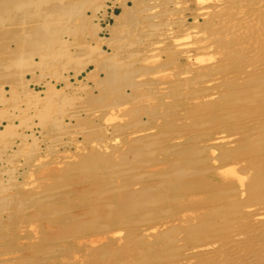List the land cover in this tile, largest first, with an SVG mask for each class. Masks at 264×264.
<instances>
[{
	"label": "rangeland",
	"instance_id": "rangeland-1",
	"mask_svg": "<svg viewBox=\"0 0 264 264\" xmlns=\"http://www.w3.org/2000/svg\"><path fill=\"white\" fill-rule=\"evenodd\" d=\"M82 1L84 3H82ZM226 1L227 0H215V1L214 0H167V1L166 0H88V1L79 0L80 4H78V0H77V5L74 3L73 5L74 7H71V9L69 10V14L62 18V21L64 19L66 20L64 22L59 21V23H57L55 26L56 31L57 30L59 31V29L60 31L59 34L57 31V36L55 37L56 40H54L55 44H53L51 47L52 49L53 48L54 49L52 50L50 48L51 49L50 52L49 49L47 51L46 49H44L41 51L38 50L39 52H37V50L34 52L33 51L28 52V57H26L27 55L23 57V59H21L22 62H20L21 60H19L20 63L18 61L11 62L9 60H8L9 62L6 61L8 63L5 62L6 64H4L3 62V60L5 61V59L3 58L8 57L9 56L8 54L11 53V50H14V48H16L15 38L12 41L11 39H13L14 37L13 36L14 32L17 30V28H19V25H16L18 23L13 24L15 21H11L4 25L1 24L2 26L0 25V36H2L0 38V64H1L0 65V92H1L0 93V103H1L0 104V195H1L0 196V264H80L79 261L81 262V264H106V263L115 264V261L119 258L118 257L119 255L109 256L110 258L107 256L105 258L104 257L100 258L99 249L103 245H106L108 251L112 254L111 249L113 251L114 248H116V246L119 245V243L120 246L124 245L125 244L124 236L126 237L129 231H133L132 230L133 228L134 230L135 228L137 230L135 231V235H140V234L143 235L142 234L143 231H145V234L147 233L146 237L145 236L143 237L146 243L148 241L147 245L148 247L151 248L152 251L151 255L154 254L153 252H155L156 255L158 254L157 257L155 258H158L159 254L161 255L159 257H162L163 255L164 257L168 256V259H164L166 260V263H163L164 262L163 257L161 259L158 258L159 261L163 260L161 262L158 261V263L169 264L170 262L171 264L172 263L177 264L178 262L179 264H182L184 263L183 260L185 259H182V263H180L182 257L177 258V256L178 255L182 256L183 253L185 252L187 253L192 249L191 245L192 243H194V241L191 240V238L193 239L195 237L196 238L198 237V239L199 238L201 239V237L205 235H206L205 237L210 238V236H208L210 235L209 231L206 232L203 231L206 233L205 235L203 234V236L200 233L197 234L201 237L195 235L191 238L190 237L186 238V236L183 235L182 233L185 232L187 229V225L186 227H184V229L183 226H185V224L190 223L188 217L192 215L191 223L195 222L197 219H202L203 217L202 214L204 211L207 212V210H209L208 208H211L212 206L216 207L218 205V199L217 198L215 199V196L212 198L211 195L213 194L215 195L214 192H216L217 189L222 188V190H224V188L226 187H227L226 189H228L229 187L230 189L234 188L235 190L236 189L238 190L237 192V190L235 191L234 189H231L233 191H231L230 189L226 191L225 189L224 194H226L227 196L224 197L226 198V201L230 200V198L235 196L236 194L238 195H236V198L233 197L235 200H233L232 198V202L241 200L242 203V201L244 200V204H243L244 206H241L242 211L240 208L239 209L241 211V212L239 211L240 215L238 214L239 216L238 215L237 216L242 217L243 220L250 218V220H252V221L249 220L250 222H252L251 225L254 223L253 222L254 220L252 218L253 216L248 214V211L250 209L249 206L251 205L249 202H247L249 201L248 193L247 191L243 193L240 190V189L243 190V187H244V191L245 189H247L246 186L248 187L249 180L248 181L246 180L250 179L249 176L251 174V171L248 168L247 170L245 169L246 170L245 172L242 170V168L240 169L239 166H238L239 170L236 169L238 165V164L236 165V163L239 161L238 159H240L239 157L241 156V154L245 153L244 150L246 151H248V149L251 150V148H248L247 146L249 144V141L252 142L251 141L252 137H250L249 139L245 137V135H241V133L239 134V132H237L236 134V132L232 130L224 131V135L228 136L229 134L230 135L232 134L234 135V137L232 136V138H236L237 140L239 139L240 141L231 145V147L229 148L232 150V151L230 150L231 153L230 156L232 157L230 159L223 160L221 157L223 156L222 149L218 148L217 150L216 148L213 149V151L212 149L209 151V149L206 148L203 150V147L205 148L204 144L206 143L204 141L212 137L213 133L211 129L207 130L206 133H203L204 131L202 130L205 124L220 123L221 118H217L212 115L213 117H211L210 119L208 118V121L206 119H205L206 121L205 120L200 121L202 122L201 124L200 122L196 124L194 123L188 124L190 123L189 121L193 119L192 118L193 115H194L193 117H197L198 114L201 115L199 112H201L202 114L207 112V116H208V112L210 111H214L217 110L218 108H224L226 106L232 105V103H229L228 99L224 100L223 95L225 93L229 94L236 92V90H239L240 92V90L242 89L244 91L250 89L249 84L247 85L243 84L242 82L243 80L239 81V79L238 80L236 79L235 81L236 83L233 82L232 85V88H235L236 90L232 89L230 86L231 84L230 85L229 84L225 85V83L223 84V82L225 81L223 78H227V77L226 76L223 77L221 73H219L220 70L221 71L224 70L223 69L224 65H228L229 63L232 62L233 59V56H229L230 54L227 55L228 54L227 48L223 49L225 48V46H227L226 43H228V40L231 41L233 40V38L227 37L229 39L226 38L227 40L226 41L225 38L223 37L218 38L212 33L214 28L216 29L215 25L218 24L216 20L212 19V15L215 16L216 14H219L215 12L218 11L216 9V4L222 3L223 6L226 7V5H228V3L226 4ZM255 1L257 2V4L254 3ZM258 1L260 3L259 5H258ZM262 1L254 0V1L244 2V4L241 3L238 7V10L243 11L244 9L248 10L251 7H260V6L264 7V2ZM78 5L79 6L81 5V8ZM244 5L247 7H244ZM144 6L146 8H144ZM76 7L79 9H77ZM205 7L208 9H206ZM125 9H127V12ZM143 9L145 10L147 9V10L145 11ZM234 9L235 7H233V10ZM73 11H76L77 13L76 12L73 13ZM80 11L82 14L80 13ZM123 11H125L126 14H124ZM71 13H73L72 14L74 15L73 17L72 15H70ZM121 13H123V17L121 19H116V17H114ZM220 13L221 14L223 13L224 15L228 14V12L226 11H221ZM144 15L145 16L147 15L148 17L147 16L145 17ZM149 15H152L151 18H149L150 17ZM143 16L148 19H145ZM86 17H92L90 22L95 25L97 24L98 28L96 29H99V31L95 32L96 30L94 31L90 30L89 28L90 26L87 23L88 21L87 20L84 21ZM60 23H63L64 26ZM214 23L216 24L214 25ZM167 24L168 26H165ZM59 26H62V28L61 27L59 28ZM209 26L212 27L209 28ZM148 27L150 28L153 27V28L150 29ZM167 27L172 28L170 33L171 35L167 34L168 32L166 31ZM62 29H64V31ZM141 30L142 32H140ZM152 30H154L155 32ZM197 31L200 33L198 34ZM207 31L210 34L209 33L207 34ZM10 32L12 33V37H10L11 36ZM150 33L152 34L151 36L147 35ZM124 34L126 35L124 36ZM206 34L208 36H206ZM156 35L158 38H156ZM169 35L170 37H168ZM204 36L207 39H205ZM210 36L212 39L214 37L218 39L214 38L215 40H212L211 38H209ZM57 37L59 41L57 40ZM202 38H204V40ZM221 40L223 41L221 42ZM56 41L58 42L56 43ZM136 41H139L138 43L140 44L138 45L135 44L137 43ZM200 41L201 43H203V45L200 43ZM210 42L212 44H210ZM60 44L62 46H60ZM247 44L249 45L248 47H245L247 49L242 47L243 50L245 49L244 53L246 52V54L251 53L252 51L253 53L254 52L256 53L257 49L259 50L261 49L260 47H262L260 46L259 43H258L259 44L258 47L256 46L257 44L255 45L254 43L252 45H250L249 43ZM193 46L194 47L199 46L200 50L202 49V51H206V52H202L199 49L192 48ZM208 46L209 49H212V51L211 50L209 51V54L207 51L209 50L207 48ZM219 46L220 47L222 46V50ZM251 47L253 48V50ZM56 48L58 50H55ZM242 49L238 48L239 51H241ZM249 49L250 52H248ZM51 52L53 54H49ZM127 52L130 53V55L132 53V57L131 56L129 57V54ZM186 52H188L190 56ZM201 52L203 56L201 55ZM80 53H82L83 55ZM75 54H77L78 56ZM43 55L45 58L43 57ZM187 55L190 58H186ZM134 56H136V58ZM228 57L230 59L232 58L231 61ZM108 60L110 61L112 60L113 62L115 60L118 64H121L123 62L124 65H121L122 68L123 66L125 67L126 64L127 66L129 65L128 67L126 66L125 68H123L126 74L130 71L131 67H132L131 71L132 70L136 71V73L134 71L132 74L128 73L130 79H128L127 82L123 83L121 88L122 91H120L121 93H123L122 95L116 94V95L104 96L105 94L101 87L102 85L101 79L104 77V73L103 70H101V67ZM117 60H119L121 63ZM135 60H137L138 62L137 61L134 62ZM190 63L192 64L191 67H190L191 65ZM205 64L208 65L205 66ZM242 64L244 65V63ZM245 65L242 66L240 72L239 70L236 71L238 73L237 75L238 77L240 75H244L245 74L244 72H246L248 68L250 71L248 70L246 73L251 72L252 69L251 63L248 61L247 64ZM80 66L83 69L81 68V71L79 70L78 71L79 73L76 74L75 69H77L76 67L80 68ZM137 68L139 70H137ZM3 69L5 70L3 71ZM90 71L92 73L90 75H87L88 73H90ZM208 75L209 77L205 79L206 82L210 81L213 83V85L217 84V86L216 85L213 86L212 83H206V82H204L203 84L195 83V81H197L195 79H199L200 76L205 77ZM218 76L219 77L221 76L223 78L221 77L219 78ZM210 77L211 79L214 77L212 79L213 81L209 79ZM23 78L25 81L22 86V83H19L18 81L23 80ZM175 80H177V82H174ZM183 80L186 81L190 80L189 82H192L193 80V82L196 85L194 83H190L192 84V86L187 83L183 85L181 84L183 83L181 82ZM219 81L221 84H219ZM176 84L177 85L181 84L182 89L180 88L179 89L180 91L177 89ZM204 84L205 85L210 84V87L209 85L208 87H205ZM132 85H137L136 87L137 89L135 88V86L133 87ZM174 85L176 86L174 87ZM239 85L242 86L238 87ZM130 86L132 87L130 88ZM200 86L203 88H201ZM22 87L26 90H23ZM214 87L215 89H211ZM186 88L187 90H185ZM203 89L204 91L208 89L210 92L205 91L204 93L202 91L200 93V90ZM226 89H228V91ZM23 91H27V92L22 94ZM212 91L214 93H216L217 91L218 92L214 94V98L213 96H211L210 99L209 94ZM164 94L165 96L166 95L167 96L165 97ZM204 95L205 96L207 95L206 98ZM255 102L257 101L256 100L253 101V103ZM233 104L235 106H240L243 103L234 102ZM257 104L262 105L261 102L260 104L259 102ZM192 110H194L195 113ZM218 112L219 111L217 110V112L215 113ZM180 117L186 118V119L183 118L184 120L182 121L184 122V124H188V125L184 126L183 122L179 123L180 120H178V118ZM173 119H176L177 121L176 120L174 121ZM172 120L174 121V123H172L173 122ZM135 121L139 123L136 125V123L134 124ZM203 123L205 124L202 125ZM157 124L158 127L156 126ZM193 124L197 128V129L195 128L196 130L191 126ZM198 124L202 126L200 127ZM198 127L201 130L198 129ZM187 130L189 131L192 130V133L196 136H199L201 133H203L206 137H204L203 134H201L202 136L200 135L201 137H199V139L198 137L196 138L190 137L187 140H185L186 141L185 145L180 147L178 146L177 148L174 147V149L171 146L172 144L171 142H177L175 141V139L164 143L161 142V144L159 145L156 144L155 146L151 147V150L152 149L153 150L149 152L150 157H148L147 153L139 155L141 158L137 156L139 157V162L143 161L142 163L138 162L139 164L136 163L138 161L137 157L134 158V156L133 157L131 156V154L133 153L129 154L130 151L124 152V149L128 147L126 144L129 145L131 139L135 138L134 137L135 133L136 135L137 134L146 135L145 133H147L155 136L157 134L158 136H160V138H162L163 141L167 135L171 134V136H175V135L177 136L181 131L183 132ZM139 131L142 133H140ZM174 131H176L177 134ZM231 131L235 134H233ZM107 132L108 134H106ZM130 135L131 137H129ZM230 135L229 137H231ZM241 137L242 139H240ZM243 137H245L246 139ZM125 139H128L130 141L127 142L125 141ZM243 139L245 143L244 141L243 143H241ZM114 140L117 141L118 143L117 142L114 143ZM111 141L112 143H110ZM123 143L127 147L123 146L124 145ZM90 144L92 145L94 144V146ZM256 145L257 148L261 146L260 143H256ZM105 146L109 149V150L106 149L108 150V152L105 151L106 148ZM122 146L125 148L123 149ZM111 148L112 149L114 148L115 150L114 149L112 150ZM164 148L167 150H165ZM195 148H202L203 151L201 150L202 152L200 151L199 154L193 153V150ZM110 149L111 151H113V153L110 152ZM162 149H164L163 152ZM236 149L238 150V153H240L239 155L236 152L237 151ZM126 150H128V148ZM240 150H242L243 152ZM99 151L100 153H98ZM115 151L118 154L114 153ZM119 151H120V155H119ZM233 151L235 153H233ZM84 152L86 153L84 154ZM209 152L212 153V154L210 153L211 155H213L212 157L209 154ZM96 153H98L97 155H100L97 157H101V154H105L106 158L103 157L104 159L99 158L96 160L97 158V157L95 158ZM218 153L219 154L221 153V156ZM113 154L114 156H111ZM116 154L118 157H120L121 155L123 156L126 155L127 159L129 158L131 164L129 163L123 164L127 166L129 170L127 168L124 169L125 166L122 167L121 163L123 162L118 157H116ZM236 154L237 156H235ZM123 156H121V159ZM111 157L113 158L112 161H111ZM191 157L197 159V161L193 164L194 166L192 165L191 170L193 171L197 170L198 173H199V169L202 170L200 174L196 172V174L192 173L193 175L191 174L185 177V181H197L198 179L199 181L200 180L206 181L204 180V178H208L207 179L208 181L205 182L206 184L203 185L208 186L212 184L210 186L211 188L208 187V189L210 190L207 189L208 191H206L205 189L207 186H205L204 188L203 185L198 186L197 183L198 187L195 186L193 190H189L188 193L186 192V194L184 195L185 198H183L182 196V198H179L180 200L175 199V202L174 200L171 199H170L171 201L166 200L163 201L164 203L161 202L159 204L160 209L163 210L164 208L169 207L167 208L166 211L170 212L171 214L173 212L172 214L173 216L170 215V213L167 214L165 210L164 212L162 210L158 211L156 210L157 208L153 207L154 210L153 209L151 210H153L154 213L157 211L155 215L153 211H150L154 215L153 219L156 218L153 221H151L152 219L150 218L153 215L150 216L151 213L149 211L147 212V215H145L144 213L146 212L145 210H141L138 212L127 210L126 202L124 201L126 189L123 188L126 184L129 183L128 185L129 186L131 185L130 188L132 190L139 191V189L142 186L145 187L146 184L147 185L153 184L152 182L155 181L154 177H156V172L157 173L161 171L166 172V170L170 171L171 169L169 168L170 167L173 168L172 163H174V161L175 164L184 163L185 165V161ZM233 158L235 161L232 160V162H230L231 159ZM105 159H107V161ZM116 160H119V163L115 162ZM170 160L171 162H169ZM236 160L238 161L236 162ZM100 161H102L103 163ZM224 161L227 162L225 163ZM104 163L107 164L108 167L107 165L105 166ZM219 163L220 165L217 166ZM111 164L113 166L118 165L117 166L118 168L121 166L119 168L120 171L118 170V168H116V166H115V170L117 169L116 171L119 172H116L115 170H111V169L109 170V166ZM220 166L222 167V169ZM90 167L91 169H89ZM103 167L106 168V169L104 168L105 171L103 170ZM136 167H138L139 169ZM82 168H84V170ZM85 168L88 169L86 170ZM96 168L98 169V171ZM146 170L149 172H146ZM152 170L153 171L155 170V172H153ZM236 170L238 171L237 174H235ZM110 171L112 172V176L111 174H108V172L110 173ZM143 171H145L146 174ZM239 171L240 173L241 171H243L246 175L243 172L241 173V175H239L238 174ZM249 171L250 173L248 174ZM119 173L121 174L118 175ZM135 173H137V175ZM139 174L140 176L139 178H137ZM134 175H136V178ZM132 176L134 177L131 178ZM148 176H151V178H149ZM135 179L136 181H134ZM108 181L111 182L107 183ZM137 181L138 182L141 181V182L138 183ZM237 181L240 183H238ZM208 182L211 183L208 184ZM245 183L247 184L246 186ZM238 184L240 187L238 186ZM135 185L137 186L135 187ZM213 185H215L217 188L215 189V191L213 190L214 189ZM2 189H4L5 192ZM114 189L116 190L114 191ZM212 191L213 194L212 193L210 194V192ZM206 192L209 196V200L211 198L214 199L213 201L215 202V204H213L212 206L208 205L209 202L212 200L209 201L207 199L208 197L205 196L207 195L205 194ZM201 193H203L204 197L202 196ZM201 198H204L206 200L204 204L200 203L204 201L203 199L199 201L197 200ZM225 198H223V200L221 201L222 204L221 202L220 204L221 205L227 204L226 206H228L227 208L229 209L230 208L229 205H231L232 202L231 201L226 202L224 200ZM207 200H208V204H207ZM245 201L247 202L246 205H245ZM194 202L197 204L199 202V205L197 206V204H194ZM201 207L202 208L204 207V209H202L204 211L201 210L202 213H199L198 210L199 208L201 209ZM206 207L208 208L206 209ZM192 208L196 210L198 208L197 212L196 210L195 211L192 210ZM243 208H245V210ZM246 209H248V211ZM177 210L179 211L181 210V211L178 212ZM230 210L235 211V208ZM187 211L189 212L187 213ZM140 212L143 213L142 215H144L145 217L140 215L141 214ZM158 212H160L158 215L159 217L163 215L171 216V217L166 216V218H164V216L162 217L163 220L166 221L168 220L167 221L168 223L166 222V224H164L161 221L162 220L161 218H160L161 220H157ZM162 212L164 213L163 215H161ZM190 212L191 213L193 212L195 216ZM187 214L190 215L187 217ZM243 214L246 216L244 217ZM140 217L141 219H139ZM146 217L147 218L149 217L151 219L150 220L151 224L146 222L149 221L148 219L147 220L144 219ZM185 217H187L188 219H186ZM136 219L139 223L143 222V224L141 223L142 226L141 224L137 223ZM184 219H186V222ZM250 222H247L246 220V223L244 224L249 223L248 225H250ZM131 223L134 225H131ZM136 223L137 225H135ZM155 223L157 226H154ZM179 223L181 224L178 225ZM102 224H104V226ZM169 224L172 226L174 224V227L178 225L180 227H176V228L181 229L182 227L183 229L182 230L183 232L181 233L178 230H176V232L178 231V235H179L177 236L179 237V240H177L178 238H176V240L182 242V243L181 242L176 243L177 245L174 244L175 248H177L175 251L178 255L173 254L174 251L171 250L173 248L172 246L170 247L171 248L170 250L172 252H170V250L168 251V249L164 251V249L166 248H162V247L160 248L158 245L160 244L161 246V243L159 242L158 239L155 238V234L157 235L163 230L165 231L166 228V227L164 228L165 225L168 226L167 228H170ZM230 224H232V222H230ZM125 226L126 228L124 229ZM132 226L135 227L132 228ZM151 227L152 229H149ZM214 227H216V225H214ZM218 227H219L218 229L219 231L221 226L218 225L216 228ZM104 228L107 230H105ZM140 229H142V231H140ZM157 229L161 231L159 232ZM212 230L211 232L216 234H214L213 236L211 234L210 240L206 238V240L209 241L208 243L212 241V243L214 242L215 244V241L216 242L218 241L217 243H219V240L222 241V239H219L220 238L219 233H221L222 231H219V233L217 234L218 232L217 230H215V232H213ZM100 232H103L104 234ZM122 232L125 234V235L123 234L124 236L121 235ZM136 232L137 233L139 232L140 234L139 233L137 234ZM176 232L173 234V236L175 234L177 235ZM186 233L188 232H185V234ZM243 233H244L243 230L240 233L236 232L235 234L236 236L233 234L235 236L234 238L236 239L240 238L239 240L238 239L237 240L243 241V239L246 238V236ZM240 234L241 235L243 234L242 238L239 237L241 236ZM147 235L149 236L148 238ZM182 236H184V238ZM113 237L114 238L117 237V241L116 239L114 240ZM118 237L121 238L119 239ZM196 238H195L196 243H194L195 245L193 246L198 245V242L200 241V239L198 241L196 240ZM217 238L219 240H216ZM111 239H113L115 244ZM104 240L106 241L104 242ZM118 240L119 241L122 240L121 241L122 243L119 242ZM179 244L182 247L185 246L184 248H182L184 250H180L181 246L179 247L178 246ZM147 245L144 246L147 247ZM156 245L159 248L156 247ZM178 248L180 251L178 250ZM155 250H157V252ZM177 250L179 251V253ZM169 255L172 256L174 255V257L176 256V258L179 260L176 261L175 258H172ZM105 259H107L106 262L104 261ZM123 260L125 261V257L121 259V262L119 264H126L128 262L127 260L125 261V263H123L124 262ZM167 260H169L168 263ZM171 260H173V262H171Z\"/></svg>",
	"mask_w": 264,
	"mask_h": 264
},
{
	"label": "bare ground",
	"instance_id": "bare-ground-1",
	"mask_svg": "<svg viewBox=\"0 0 264 264\" xmlns=\"http://www.w3.org/2000/svg\"><path fill=\"white\" fill-rule=\"evenodd\" d=\"M88 1V0H87ZM167 1V0H166ZM215 1V0H214ZM249 2V1H254V0H230V1H226V4L228 3V5H226V7H224L223 6V4L221 3H219V4H216V9L218 10V11H215V12H217V13H219V14H216L215 16L214 15H212V19H214V20H216L217 22H218V24H216V23H214V25H215V27H216V29L214 28V30H213V35H215L216 37H223V38H225V40H226V38L227 37H232L233 38V40H231V41H229L228 40V43H226L225 41V43L227 44V46H225V48H223V49H226L227 48V52H228V54L227 55H229V56H233V59H232V62L231 63H229L228 65H224V67H223V69L224 70H220V72L219 73H221V75L224 77V76H226L227 78H223V77H221V78H223L225 81L223 82V81H221V82H223V84L225 83V85H227V84H231L230 86H231V88H232V85H233V82H235L236 81V79L238 80L239 79V81L240 80H243L242 82H243V84H249V90H240V92H239V90H236L235 88H232V89H235L236 90V92H233V93H229V94H227V93H225L224 95H223V97H224V100H226V99H228V101H229V103H232V105H229V106H226V107H224V108H218L217 110L219 111L218 113H215V112H217V110H214V111H210V112H208V116H207V112L206 113H204V111H203V113L204 114H202L201 112H199L201 115H203V116H201V115H197V117H193L192 116V120H190L189 122L190 123H188V124H192V123H194V124H196V123H199L200 121H202V120H207L208 121V118L210 119L211 117H217V118H221V121H220V123H208V124H205V123H203L202 125H204L203 126V128H202V130L204 131L203 133H206V131L207 130H209V129H211L212 130V133H213V136L212 137H210L209 139H207V140H203L204 142H206L205 144H204V146H205V148L203 147V150L204 149H209V151L212 149V151H213V149H216L217 148V150H218V148H220V149H222L223 150V152H222V154H223V156H221V153L219 154L221 157H222V159L223 160H226V159H230L232 156H230V150L231 149H229L230 147H231V145H233V144H235V143H237L238 141H240L239 139L237 140L236 138H232V136L234 137V135H230L229 133V135L231 136V137H229V135L228 136H226V135H224V131H230V130H232V131H234V132H236V134H237V132H239V134L241 133V135H245V137H247V138H249L250 139V137H252V142H250L249 141V144H248V148H251V150L250 149H248V151H246V150H244L245 151V153H242L241 154V156L239 157L240 159H238V160H236V162H234V163H236V165H237V168L236 169H238L239 170V167H240V169L242 168V170L243 171H245L246 172V170L249 168L250 169V171H251V174H250V176H249V178L250 179H247L246 181H248L249 180V183H248V187L246 186L247 184V182L245 183V186H246V188L247 189H245V191H244V187H243V190L242 189H240L241 190V192H243V193H245L246 191H247V193H248V197H249V201H247V202H249L251 205L249 206V211H248V209H246L247 211H248V214L249 215H251V216H253L252 218H253V224L251 225V223L252 222H250V221H252V220H250V218L249 219H246L247 220V222H250V225H248V224H244V223H246V220L244 219H242V217H238L240 214V212L242 211V208H241V206H244L243 204H244V200L242 201V203H241V200H237L236 202L235 201H233V202H235V203H233L232 202V198L233 197H235L236 198V195H238V194H236L235 196H233V197H231L230 198V200H227V201H231L232 202V204L231 205H229L230 206V208L228 209L227 207L228 206H226L225 204L224 205H221L222 204V200H223V198H225L227 195L226 194H224V190L227 188H224V190H222V188H220V189H217L216 188V186L215 185H213V190L215 191V189H217V191L216 192H214L215 193V195L213 194V191L212 192H210V194L212 193L213 195H211L212 196V198L215 196V199L217 198L218 199V205H217V202H216V207H213L212 205L213 204H215V202L213 201L214 199H210V200H212V201H210L209 200V196H208V194H207V192L205 193V194H207V195H205V196H207L208 198V200L210 201L209 202V204H208V200H207V204L208 205H211L212 207L211 208H208V207H206V209L208 208L209 210H207V212L206 211H204V210H202V209H204V207L202 208L201 207V209L199 208V210H198V208H197V210H198V212L199 213H202L201 212V210L202 211H204L205 212V214H204V212H203V214H202V219H197L195 222H193V223H191V216L192 215H190V214H187V217L190 215V217H188L189 218V220H190V223L189 224H185V226H183V225H181V226H183V229H184V227H186V225H187V229H186V231L185 232H188V233H186L185 234V232H183L182 230V227H181V229H178V228H176V227H180V226H178V225H180L181 223H179L178 225L177 224H175V225H177V226H175L174 227V224H173V226L172 225H170L169 224V227L170 228H167L168 226L167 225H165L164 226V228H165V231L163 230L162 232H160L159 231V229H157L160 233H158L157 235L155 234V238L156 239H158L159 240V242L161 243V246H160V244L158 245L160 248L162 247V248H166V249H164V251L165 250H167L168 249V251L171 249L170 247L172 246L173 248L171 249L172 251H174V255H178L177 253H176V249L177 248H175V246H174V244H176V243H178V242H181V241H177V240H179V237H177V236H179L178 235V231L181 233V232H183L182 234L183 235H185L186 236V238H191V237H193V236H199V235H197V234H201L202 236H203V234L205 235L206 233V231H209L210 232V235H208V233H207V235L208 236H210V238H211V234H212V236L214 235V234H216V233H212L211 232V230L213 231V232H215V230H217L218 231V229H219V227L218 228H216L218 225H220L221 227H220V230L219 231H222L221 233H219V231L217 232V234L219 233V239H222V241L221 240H219L218 238L216 239V240H219V243H217L216 241H215V244H214V242L212 243V241H210V243H208L209 241H207L206 240V238L207 237H205V236H203V237H201V236H199V237H201V239H200V241H199V239H198V237L196 238V240H198L199 242H198V245H196V246H193V245H195L194 243H196V241H195V238H191V240H193L194 241V243H192V249L190 250V251H188L186 254L185 253H183L182 254V256H177V258H180V257H182L181 258V262L180 263H182V259H185V260H183L184 261V263L185 264H264V7H262V6H260V7H251V8H249L248 10L246 9H244V8H241V9H244L243 11H241V10H238V7H239V5L241 4V3H243L244 4V2ZM262 1V0H261ZM81 2V1H80ZM143 2H145V1H143ZM168 2H170V1H168ZM219 2V1H218ZM262 2H264V0L262 1ZM261 2V3H262ZM74 3L77 5V0H0V25L2 24V25H4V24H6V23H8V22H11V21H15L13 24H15V23H18V24H16V25H19V28H17V30L14 32V34H13V39H11V41L12 40H14V38H15V42H16V48H14V50H11V53L10 54H8L9 56L8 57H6V58H3V59H5V61L3 60V62H4V64H6V63H8L9 61H11V62H19V60H21V59H23V57H25L26 55V57H28V52H31V51H36L37 50V52H39V51H41V50H44V49H46V51L49 49V52L51 51V47H52V45L53 44H55L54 43V40H56L55 39V37L57 36V31H56V28H55V26H56V24L57 23H59V21L61 22L62 21V18L64 17V16H66V15H68L69 14V10L71 9V7H74L73 5H74ZM82 3H84L83 1H82ZM81 3V4H82ZM89 3V2H88ZM255 4H257V2L255 1L254 2ZM253 3V4H254ZM78 4H80L79 3V0H78ZM236 4H238V5H236ZM260 3H259V1H258V5H259ZM79 6V5H78ZM98 6V5H97ZM214 6V5H213ZM80 8H81V5L79 6ZM233 7H235V9L233 10ZM242 7V6H241ZM244 7H247V6H245L244 5ZM249 7V6H248ZM77 8V7H76ZM75 8V9H76ZM126 8V7H125ZM144 8H146L145 6H144ZM151 8V7H150ZM203 8V7H202ZM206 8V7H205ZM204 8V9H205ZM210 8V7H209ZM73 9V8H72ZM77 9H79V8H77ZM148 9V8H147ZM146 9V10H147ZM152 9V8H151ZM206 9H208V8H206ZM212 9V8H211ZM213 9H214V7H213ZM215 9V10H216ZM126 10V12H127V9H125ZM143 10H145V9H143ZM145 10V11H146ZM197 11V10H196ZM207 11V10H206ZM209 11H210V9H209ZM221 11H226V12H228V14L227 15H224L223 13L221 14L220 12ZM238 11V12H237ZM239 11H241V12H239ZM76 11H73V13H75ZM104 12V11H103ZM208 12V11H207ZM234 12V13H233ZM73 13H71L70 15H72ZM77 13V12H76ZM80 13H81V11H80ZM123 13L124 14H126L125 13V11H123ZM123 13H121V14H119V15H117V16H114V17H116V19H121L122 17H123ZM151 13V12H150ZM172 13V12H171ZM236 13V14H235ZM82 14V13H81ZM80 14V15H81ZM144 14H146V13H144ZM211 14V13H210ZM235 14V15H234ZM133 15V14H132ZM203 15V14H202ZM209 15V14H208ZM74 15H72V17H73ZM76 16H78V15H76ZM84 16V15H83ZM127 16V15H126ZM145 16V15H144ZM143 16V17H144ZM147 16V15H146ZM145 16V17H146ZM150 17L149 18H151V16L152 15H149ZM68 17V16H67ZM66 17V18H67ZM144 17V18H145ZM148 17V16H147ZM214 17V18H213ZM69 18V17H68ZM142 18V17H141ZM92 19V17H86L85 18V20L84 21H88L87 23L89 24V28H90V30H96L95 32H97V31H99V29H96V28H98V26H97V24L95 25V24H92L91 22H90V20ZM143 19V18H142ZM145 19H148V18H145ZM66 19H64L62 22H64ZM207 20V19H206ZM69 21V20H68ZM96 21H97V18H96ZM173 21V20H172ZM212 21V20H211ZM67 22V21H66ZM169 22V21H168ZM68 23V22H67ZM71 23V22H70ZM171 23V22H170ZM60 24H62L63 25V23H60ZM59 24V25H60ZM161 24V23H160ZM173 24V23H172ZM209 24H211V23H209ZM1 25V26H2ZM20 25H21V27H20ZM68 25V24H67ZM140 25V24H139ZM163 25H164V23H163ZM176 25V24H175ZM213 25V26H214ZM15 26V25H14ZM64 26V25H63ZM66 26V25H65ZM76 26V25H75ZM143 26V25H142ZM146 26V25H145ZM149 26V25H148ZM151 26V25H150ZM165 26H168V24L167 25H165ZM4 27V26H3ZM2 27V28H3ZM62 28V26H59V28ZM155 27V26H154ZM157 27V26H156ZM163 27V26H162ZM208 27V26H207ZM210 27H212V26H209V28ZM68 28H69V26H68ZM75 28V27H74ZM145 28V27H144ZM148 28H150V27H148ZM153 28V27H152ZM152 28H150V29H152ZM161 28V27H160ZM142 29V28H141ZM155 29V28H154ZM159 29V28H158ZM63 31H64V29H62ZM61 30V31H62ZM139 30V29H138ZM161 30V29H160ZM171 30H172V28H170V27H167L166 28V31H168L167 32V34H170L171 33ZM212 30V29H211ZM59 31H60V29H59ZM59 31H58V34H59ZM152 31H154V30H152ZM151 31V32H152ZM210 31V30H209ZM75 32V31H74ZM130 32V31H129ZM128 32V33H129ZM140 32H142V30L140 31ZM155 32V31H154ZM157 32V31H156ZM161 32V31H160ZM165 32V31H164ZM198 32V31H197ZM11 33V32H10ZM174 33V32H173ZM172 33V34H173ZM200 32H198V34H199ZM209 32L207 31V34H208ZM95 34V33H94ZM142 34H144V33H142ZM184 34H185V32H184ZM188 34V33H187ZM193 34V33H192ZM203 34V33H202ZM206 34V36H208ZM210 34V33H209ZM93 35V34H92ZM126 34H124V36H125ZM137 35V34H136ZM147 35H149V36H151L152 34L150 33V34H147ZM171 35V34H170ZM170 35L168 36V37H170ZM196 35V34H195ZM204 35V34H203ZM202 35V36H203ZM212 35V36H213ZM96 36V35H95ZM181 36V35H180ZM187 36V35H186ZM199 36V35H198ZM2 36H0V38H1ZM10 37H12V33H11V36ZM121 37H123V36H121ZM145 37V36H144ZM147 37V36H146ZM153 37V36H152ZM155 37V36H154ZM167 37V38H168ZM201 37V36H200ZM216 37H214V38H216ZM156 38H158L157 37V35H156ZM204 38H205V36H204ZM204 38H202L203 40H204ZM209 38H211V36L209 37ZM212 39V40H215V39ZM218 38H216V39H218ZM4 39V38H3ZM60 39V38H59ZM67 39V38H66ZM100 39V38H99ZM205 39H207V38H205ZM227 39H229V38H227ZM5 40V39H4ZM57 40H58V37H57ZM198 40V39H197ZM200 40V39H199ZM220 40V39H219ZM59 41V40H58ZM58 41H56V43L58 42ZM118 41V40H117ZM155 41V40H154ZM161 41V40H160ZM223 40H221V42H222ZM227 41V40H226ZM63 42H65V41H63ZM137 43H135V44H140V43H138L139 41H136ZM153 42V41H152ZM157 42H158V40H157ZM196 42H198V41H196ZM203 42V41H202ZM217 42V41H216ZM215 42V43H216ZM223 42V43H224ZM69 43H70V41H69ZM68 43V44H69ZM200 43H201V41H200ZM207 43H209V42H207ZM224 43V44H225ZM247 43H249L250 45H252L253 43L258 47V45L260 44V46H262V47H260L261 49H257V51H256V53L254 52L253 53V48L252 47H254V46H252L251 48H252V52L251 53H248V52H250V49H249V51L247 52L248 54H246V52L244 53V51H245V49H247V48H245V47H248L249 45L247 44ZM259 43V44H258ZM12 44H14V43H12ZM59 44V43H58ZM152 44V43H151ZM150 44V45H151ZM154 44H156V43H154ZM202 45H203V43H201ZM201 44H199V45H201ZM205 44V43H204ZM210 44H212L211 42H210ZM219 44H220V42H219ZM225 44V45H226ZM149 45V46H150ZM193 45V44H192ZM196 45V44H195ZM208 45V44H207ZM60 46H62L61 44H60ZM75 46V45H74ZM134 46V45H133ZM140 46V45H139ZM197 46V45H196ZM205 46V45H204ZM203 46V47H204ZM211 46V45H210ZM216 46V45H215ZM255 46V47H256ZM121 47V46H120ZM148 47V46H147ZM220 47V46H219ZM242 47H244L245 49L243 50L242 49ZM6 48V47H5ZM51 48V49H50ZM65 48V47H64ZM141 48V47H140ZM192 48H196V49H199L200 47L198 46V47H192ZM202 48V47H201ZM208 49H209V46L207 47ZM213 48H214V45H213ZM221 48V50H222V46L220 47ZM238 48H240V49H242L241 51H243V52H241V51H239L238 50ZM54 49V48H53ZM52 49V50H53ZM62 49V48H61ZM81 49V48H80ZM79 49V50H80ZM187 49V48H186ZM185 49V50H186ZM206 49V48H205ZM39 50V51H38ZM55 50H58L57 48L55 49ZM200 50V49H199ZM204 50V49H203ZM212 51V49H209V50H207L208 51V54H209V51ZM215 50H218V49H215ZM65 51V50H64ZM157 51V50H156ZM200 51H202V49L200 50ZM43 52V51H42ZM63 52V51H62ZM75 52V51H74ZM124 52V51H123ZM152 52V51H151ZM193 52V51H192ZM197 52V51H196ZM202 52H206V51H202ZM202 52H201V55H202ZM214 52V51H213ZM44 53V52H43ZM42 53V54H43ZM48 53V52H47ZM128 53V52H127ZM140 53V52H139ZM144 53V52H143ZM186 53H188V52H186ZM215 53V52H214ZM30 54V53H29ZM38 54V53H37ZM40 54V53H39ZM49 54H53L52 52L51 53H49ZM73 54V53H72ZM80 54H82V53H80ZM115 54V53H114ZM118 54V53H117ZM129 54V57L131 56L132 57V53H131V55H130V53H128ZM141 54V53H140ZM184 54V53H183ZM197 54V53H196ZM199 54V53H198ZM205 54V53H204ZM232 54V55H231ZM2 55V54H1ZM31 55V54H30ZM45 55V54H44ZM44 55H43V57H44ZM67 55H69V54H67ZM75 55H77V54H75ZM83 55V54H82ZM120 55V54H119ZM152 55V54H151ZM188 55H189V53H188ZM188 55H187V57L186 58H190V57H188ZM54 56H55V54H54ZM71 56V55H70ZM69 56V57H70ZM78 56V55H77ZM147 56H149V55H147ZM183 56V55H182ZM190 56V55H189ZM196 56H198V55H196ZM200 56V55H199ZM203 56V55H202ZM208 56V55H207ZM42 57V56H41ZM42 57V58H43ZM67 57V56H66ZM73 57V56H72ZM76 57V56H75ZM81 57V56H80ZM85 57V56H84ZM127 57V56H126ZM135 58H136V56H134ZM145 57V56H144ZM184 57V56H183ZM195 57V56H194ZM45 58V57H44ZM56 58V57H55ZM110 58V57H109ZM134 58V59H135ZM142 58V57H141ZM229 58V57H228ZM227 58V59H228ZM25 59V58H24ZM67 59V58H66ZM197 59V58H196ZM230 59V58H229ZM228 59V60H229ZM231 59H230V61H231ZM9 60V61H8ZM44 60V59H43ZM58 60V59H57ZM71 60V59H70ZM79 60V59H78ZM81 60V59H80ZM125 60H126V58H125ZM187 60V59H186ZM261 60V61H260ZM6 61H8V62H6ZM55 61V60H54ZM64 61V60H63ZM68 61V60H67ZM82 61H84V60H82ZM105 61V60H104ZM117 61H119V60H117ZM137 60H135L134 62H136ZM212 61V60H211ZM250 62L251 63V72H249V73H246L248 70H249V68H248V70L246 71V72H244V69H243V72L245 73H243L244 75H240L239 77L237 76L238 75V73L236 72L237 70H239V72H240V70H241V68H242V66H244L245 64H247V62ZM6 62V63H5ZM20 62H22V60L20 61ZM19 62V63H20ZM81 62V61H80ZM103 62V61H102ZM120 62V61H119ZM138 62V61H137ZM170 62V61H169ZM188 62V61H187ZM261 62V63H260ZM117 62L114 60V62L111 60H108V61H106L104 64H103V66L101 67V70H103V73H104V77L101 79L102 80V85H101V87H102V89H103V92H104V96H108V95H122L123 93H121L120 91H122L121 90V88H122V85H123V83H125V82H127L128 81V79H130L129 78V75H128V73H133V71L134 70H132L131 71V68H130V71L126 74L125 72H124V69L123 68H125L126 66H127V64H126V66L124 67L123 66V68H122V66L121 65H124V63L122 64L121 62V64H116ZM128 63V62H127ZM131 63V62H130ZM193 63V62H192ZM197 63V62H196ZM234 63V64H233ZM242 63H244V65L242 64ZM3 64V63H2ZM10 64V63H9ZM15 64V63H14ZM16 64H18V63H16ZM50 64V63H49ZM191 64V63H190ZM198 64V63H197ZM230 64H232V65H230ZM241 64H242V66H241ZM249 64V63H248ZM1 65V64H0ZM84 65V64H83ZM170 65V64H169ZM206 65H208V64H205V66ZM223 65V64H222ZM11 66V65H10ZM18 66V65H17ZM21 66V65H20ZM19 66V67H20ZM129 66V65H128ZM127 66V67H128ZM131 66V65H130ZM165 66V65H164ZM186 66V65H185ZM192 66V64L190 65V67ZM241 66V67H240ZM6 67H8V66H6ZM42 67V66H41ZM204 67V66H203ZM218 67V66H217ZM219 67H220V65H219ZM245 67H246V65H245ZM248 67H249V65H248ZM77 69H75V73L77 74V73H79L78 71L80 70L81 71V66H80V68H78V67H76ZM129 68H128V70H129ZM160 68H161V66H160ZM201 68V67H200ZM83 69V68H82ZM134 69V68H133ZM148 69V68H147ZM153 69V68H152ZM218 69V68H217ZM216 69V70H217ZM5 69H3V71H4ZM19 70V69H18ZM17 70V71H18ZM31 70V69H30ZM137 70H139L138 68H137ZM149 70H151V69H149ZM126 71V70H125ZM250 71V70H249ZM127 72V71H126ZM135 73H136V71H134ZM138 72V71H137ZM185 72V71H184ZM242 72V71H241ZM88 73V72H87ZM86 73V74H87ZM92 72L90 71V73H88L87 75H90ZM134 73V74H135ZM146 73V72H145ZM212 73V72H211ZM234 73H236V74H234ZM17 74V73H16ZM75 74V75H76ZM130 74V75H131ZM183 74V73H182ZM217 74V73H216ZM12 75V74H11ZM149 75V74H148ZM185 75H186V73H185ZM206 75V74H205ZM219 75V74H218ZM179 76H181V75H179ZM214 76V75H213ZM217 76V75H216ZM8 77V76H7ZM20 77V76H19ZM134 77V76H133ZM132 77V78H133ZM186 77H187V75H186ZM207 77H209V75L208 76H205V77H201L200 76V78L199 79H195V80H197V81H195V83L196 84H198V83H201V84H203L204 82H206V78ZM211 77H212V75H211ZM211 77L209 78V79H211ZM219 77V76H218ZM219 77V78H220ZM232 77V78H231ZM21 78V77H20ZM184 78V77H183ZM214 78V77H213ZM212 78V79H213ZM217 78V77H216ZM17 79H18V77H17ZM16 79V80H17ZM211 79V80H212ZM135 80V79H134ZM187 80V79H186ZM186 80H183V81H181V82H183V83H181V84H183V85H185L186 83L187 84H190V83H194L193 82V80H192V82H189L190 80H188V81H186ZM24 78H23V80H21V81H18L19 83H22V86H23V84H24ZM213 81V80H212ZM238 81V82H239ZM136 82V81H135ZM155 82V81H154ZM174 82H177V80H175ZM179 82V81H178ZM245 82V83H244ZM25 83H27V82H25ZM194 83V84H195ZM206 83H212V82H210V81H208V82H206ZM236 83V82H235ZM46 84V83H45ZM101 84V83H100ZM137 84H139V83H137ZM142 84V83H141ZM181 84H176V85H174V87L176 86L177 87V89L179 90L180 88L182 89V87H181ZM195 84V85H196ZM219 84H221L220 83V81H219ZM191 86H192V84H190ZM189 85V86H190ZM205 85V84H204ZM203 85V86H204ZM209 85V87H210V84H208ZM208 85L206 84L205 85V87H208ZM212 85H213V83H212ZM214 85H216L217 86V84H214ZM213 85V86H214ZM12 86V85H11ZM21 86V85H20ZM133 87L135 86V88L137 87V85H132ZM132 86H130V88L132 87ZM240 86H242V85H239L238 87H240ZM18 87V86H17ZM16 87V88H17ZM128 87V86H127ZM201 87V86H200ZM212 87V86H211ZM220 87V86H219ZM223 87V86H222ZM234 87H235V85H234ZM23 88V87H22ZM129 88V87H128ZM169 88V87H168ZM201 88H203V87H201ZM228 88V87H227ZM237 88V87H236ZM245 88V87H244ZM247 88V87H246ZM137 89V88H136ZM211 89H215V87L214 88H211ZM210 89V90H211ZM229 89V88H228ZM228 89H226L227 91H228ZM231 89V90H232ZM239 89V88H238ZM23 90H26V89H24L23 88ZM31 90V89H30ZM173 90H175V89H173ZM185 90H187V88L185 89ZM225 90V91H226ZM230 90V89H229ZM161 91V90H160ZM166 91V90H165ZM180 91V90H179ZM204 92L205 93V91L207 92V91H209L208 89H206L205 91H204V89L203 90H200V93L201 92ZM224 91V90H223ZM25 92H27V91H23V93L22 94H24ZM29 92V91H28ZM171 92V91H170ZM210 92V91H209ZM218 92V91H217ZM216 92V93H217ZM222 92V91H221ZM1 93V92H0ZM162 93V92H161ZM164 93V92H163ZM180 93V92H179ZM216 93H214L213 91L209 94V98L211 99V96H213V98H214V94H216ZM17 94V93H16ZM20 94V93H19ZM126 94V93H125ZM166 94V93H165ZM165 94H164V96H165ZM192 94H194V93H192ZM213 94V95H212ZM18 95V94H17ZM27 96V95H26ZM29 96V95H28ZM38 96V95H37ZM167 96V95H166ZM165 96V97H166ZM174 96V95H173ZM179 96V95H178ZM205 96V95H204ZM207 96V95H206ZM206 96H205V98H206ZM216 96V95H215ZM222 97V96H221ZM163 98V97H162ZM193 98V97H192ZM219 98V97H218ZM19 99H20V97H19ZM32 99H33V97H32ZM132 100V99H131ZM188 100V99H187ZM216 100V99H215ZM257 101V102H255V103H253V101ZM160 101V100H159ZM234 102H241V103H243V104H241L240 106H235L233 103ZM259 102V104H260V102L262 103V105H258L257 103ZM158 103V102H157ZM210 103V102H209ZM1 104V103H0ZM161 104V103H160ZM109 106V105H108ZM161 106V105H160ZM13 107H14V105H13ZM88 108V107H87ZM25 109H27V108H25ZM160 109V108H159ZM192 109V108H191ZM116 110V109H115ZM154 110V109H153ZM192 111H194V110H192ZM87 112V111H86ZM154 112V111H153ZM197 112V113H198ZM163 113V112H162ZM194 113H195V111H194ZM157 115V114H156ZM166 115V114H165ZM191 115V114H190ZM213 115V116H212ZM216 115V116H215ZM185 116V115H184ZM152 117V116H151ZM154 118V117H153ZM176 118V117H175ZM184 118V117H183ZM182 117H180V118H178V120H180V122L179 123H181V122H183L182 120H184V119H186V118H184L183 119ZM188 118V117H187ZM190 118H191V116H190ZM189 118V119H190ZM177 119V118H176ZM176 119H173L174 121L176 120ZM172 120V121H173ZM205 120V121H206ZM223 120V121H222ZM174 121L172 122V123H174ZM177 121V120H176ZM210 121V120H209ZM121 122V121H120ZM218 122H219V120H218ZM133 123V122H132ZM136 123V125L139 123V122H134V124ZM157 123V122H156ZM202 122H200V124H201ZM133 124V125H134ZM168 124V123H167ZM188 124H184V122H183V125L184 126H186V125H188ZM191 125L194 129L196 128L195 127V125ZM200 124H198L199 126H200ZM164 125V124H163ZM201 125V126H202ZM141 126V125H140ZM157 127H158V124L156 125ZM155 126V127H156ZM160 126V125H159ZM174 126H176V125H174ZM179 126V125H178ZM200 126V127H201ZM181 127H182V124H181ZM205 127V128H204ZM29 128V127H28ZM150 128H152V127H150ZM153 128H154V126H153ZM188 128V127H187ZM193 129V130H194ZM197 129V128H196ZM195 129V130H196ZM198 129H200L199 127H198ZM143 130V129H142ZM161 130H163V129H161ZM177 130V129H176ZM186 130V129H185ZM194 130V131H195ZM201 130V129H200ZM171 131V130H170ZM170 131H169V133H170ZM180 131V130H179ZM231 131V132H232ZM106 132V131H105ZM140 132V131H139ZM175 133H176V131H174ZM173 132V133H174ZM196 132V131H195ZM140 133H142V132H140ZM145 133V132H144ZM164 133V132H163ZM166 133H168V132H166ZM174 133V134H175ZM203 133H201V134H203ZM233 133V132H232ZM106 134H108V132L106 133ZM146 135H144V134H142V135H139V134H137L136 135V133L134 134V137L135 138H133V139H131V141L130 140H128V139H125V141H127V142H129L130 141V143H129V145L128 144H126L127 146H125V141H124V145L123 146H125V147H127L128 148V150H126V149H124L125 147H123V149H124V152L125 151H130V153L129 154H131V153H133V154H131V156L133 157L134 156V158H136L137 156H139V155H141V154H144V153H147L148 154V157H150V151H152L151 150V147H153V146H155L156 144L157 145H159V144H161V142H168V141H171V140H174L175 139V141H177V142H171L172 144H171V146L173 147V149H174V147L175 148H177L178 146L180 147V146H183V145H185V143H186V141L185 140H187L188 138H190V137H198V139H199V137H201L199 134H197V135H199V136H196V135H194L193 133H192V130L191 131H189V130H187V131H181L177 136L175 135V136H171V134L170 135H167L165 138H164V140L162 141V138H160V136H158L157 134H156V136L155 135H152V134H147V133H145ZM154 134V133H153ZM159 134V133H158ZM165 134V133H164ZM177 134V133H176ZM210 134V133H209ZM233 134H235V133H233ZM173 135V134H172ZM204 135V134H203ZM212 135V134H211ZM119 136V135H118ZM162 136H163V134H162ZM129 137H131V135L129 136ZM204 137H206L205 135H204ZM236 137V136H235ZM245 137H243V138H245ZM111 138V137H110ZM109 138V139H110ZM116 138V137H115ZM128 138V137H127ZM203 138V137H202ZM208 138V137H207ZM239 138V137H238ZM197 139V140H198ZM240 139H242V137L240 138ZM246 139V138H245ZM115 140H118V139H115ZM114 140V143L115 142H117V141H115ZM243 141H244V139L242 140V142L241 143H243ZM254 141V142H253ZM103 142V141H102ZM200 142V141H199ZM246 142H248V141H246ZM93 143H95V142H93ZM101 143V142H100ZM110 143H112V141L110 142ZM118 143V142H117ZM244 143H245V141H244ZM256 143H260V147L259 148H257L256 146ZM262 143H263V146H262ZM192 144V143H191ZM194 144V143H193ZM195 144H196V142H195ZM198 144V143H197ZM13 145V144H12ZM90 145H92V144H90ZM96 145V144H95ZM109 145V144H108ZM119 145V144H118ZM186 145H188V144H186ZM247 145V144H246ZM92 146H94V144L92 145ZM97 146V145H96ZM103 146V145H102ZM114 146V145H113ZM117 146V145H116ZM106 147V146H105ZM110 147V146H109ZM112 147V146H111ZM121 147V148H122ZM93 148V147H92ZM97 148V147H96ZM104 148V147H103ZM115 148V147H114ZM113 148V149H114ZM120 148V149H121ZM246 148V147H245ZM106 149H108L107 147L105 148V151H107L108 152V150H106ZM112 149V148H111ZM111 149H110V152L111 153H113V151H111ZM112 149V150H113ZM165 149V148H164ZM164 149H162V152L164 151ZM168 149H170V148H168ZM247 149V148H246ZM97 150V149H96ZM115 150V149H114ZM165 150H167V149H165ZM202 150V148H195L194 150H193V153H198L199 154V152ZM202 150V151H203ZM221 150V151H222ZM237 150V149H236ZM104 151V150H103ZM104 151V152H105ZM121 151V150H120ZM120 151H119V155H120ZM173 151V150H172ZM201 151V152H202ZM215 151V150H214ZM232 151V150H231ZM235 151V150H234ZM233 151V153H235ZM240 151H242V150H240ZM60 152V151H59ZM97 152V151H96ZM103 152V153H104ZM122 152V151H121ZM123 152V153H124ZM159 152H161V151H159ZM218 152H220V151H218ZM237 153H238V150L236 151ZM243 152V151H242ZM86 152H84V154H85ZM98 153H100V151L98 152ZM98 153H96V156H95V158L97 157V156H100V155H97ZM114 153H117L116 151L114 152ZM122 153V154H123ZM211 152H209V154H210ZM215 153V152H214ZM213 153V154H214ZM7 154V153H6ZM88 154V153H87ZM118 154V153H117ZM117 154H116V157H118L117 156ZM126 154V153H125ZM124 154V155H125ZM152 154V153H151ZM181 154V153H180ZM201 154V153H200ZM212 154V153H211ZM210 154V155H211ZM240 153H238V155H239ZM104 155V156H103ZM146 155V154H145ZM217 155V154H216ZM111 156H114V154L113 155H111ZM121 156H123V155H121ZM121 156L120 157H118L123 163H121V165H122V167H124L125 165H123V164H131L130 163V160H129V158L127 159V156L125 155V156H123L122 157V159H121ZM130 156V157H131ZM213 155H211V157H212ZM235 156H237V154L235 155ZM79 157V156H78ZM106 158L105 157V154H101V157H97L96 158V160L97 159H99V158ZM140 157V156H139ZM139 157H137V159H138V161L136 162V163H138L139 162ZM215 157V156H214ZM213 157V158H214ZM103 158V159H104ZM141 158V157H140ZM219 158V157H218ZM110 159V158H109ZM112 157H111V161H112ZM131 159V158H130ZM215 159V158H214ZM236 159V158H235ZM92 160V159H91ZM106 161H107V159H105ZM105 160H102V161H105ZM115 160V159H114ZM143 160V159H142ZM205 160V159H204ZM213 160V159H212ZM232 160H234V158L233 159H231V161L230 162H232ZM241 160V161H240ZM93 161V160H92ZM102 161H100V162H102ZM197 161V159H195V158H193V157H191V158H188L186 161H185V165H184V163L183 164H179V163H176L175 164V161H174V163H172V166H173V168H169V165H168V168L169 169H171L170 171H167L166 170V172H159V173H157L156 172V177H154V179H155V181L154 182H152L153 184H146L145 182V184H146V186L144 187V186H142L140 189H139V191H136V190H132L131 188H130V186L128 185V184H126L123 188L124 189H126L125 191H126V194H125V202H126V208H127V210L129 211V210H132V211H141V210H145L146 212H144L145 213V215H147V212L149 211H153L154 210V208L153 207H155V208H157L156 210H158V211H160V210H162V209H160V207H159V204L162 202V203H164L163 201H171V200H174V202H175V199H179V198H182V196H183V198H185V194H186V192L188 193L189 192V190H193L194 188H195V186H197V183H198V186L199 185H203V184H206L205 182H207L208 180V178H204V180H206V181H203V180H200L199 181V179L197 180V181H185V177H187V176H189V175H191L192 173L193 174H196V172L198 173V171L197 170H191V167H192V165L195 163ZM214 161V160H213ZM220 161V160H219ZM235 161V160H234ZM83 162V161H82ZM89 162H91V161H89ZM114 162V161H113ZM115 162H118L119 163V160H116ZM141 162V161H140ZM139 162V163H140ZM143 162V161H142ZM141 162V163H142ZM169 162H171V160L169 161ZM210 162V161H209ZM212 162V161H211ZM215 162H217V161H215ZM225 162V161H224ZM227 162V161H226ZM225 162V163H226ZM103 163V162H102ZM107 163V162H106ZM138 163V164H139ZM202 163V162H201ZM213 163V162H212ZM222 163V162H221ZM108 164V163H107ZM107 164H105L104 163V165L106 166ZM134 164H135V162H134ZM171 164V163H170ZM173 164H175V165H173ZM211 164V163H210ZM214 164H216V163H214ZM213 164V165H214ZM223 164V163H222ZM222 164H221V166H222ZM103 165V164H102ZM103 165V166H104ZM137 165V164H136ZM220 165V163L217 165V166H219ZM233 165V164H232ZM236 165H234V166H236ZM115 166H116V168H118L117 166L118 165H110L109 166V170L111 169V170H115ZM120 166V165H119ZM134 166V165H133ZM194 166V165H193ZM210 166V165H209ZM216 166V165H215ZM220 166V167H221ZM224 166V165H223ZM239 166V167H238ZM107 167H108V165H107ZM111 167V168H110ZM121 167V166H120ZM119 167V168H120ZM146 167V166H145ZM196 167V166H195ZM207 167V166H206ZM104 168L105 167H103V170H104ZM119 168H118V170H119ZM125 168H127L128 169V167L127 166H125L124 167V169ZM130 168H131V165H130ZM136 168H138V167H136ZM164 168V167H163ZM167 168V167H166ZM194 168V167H193ZM218 168V167H217ZM225 168V167H224ZM83 170H84V168H82ZM86 169V168H85ZM88 169V168H87ZM86 169V170H87ZM89 169H91V167L89 168ZM97 169V168H96ZM106 169V168H105ZM139 169V168H138ZM209 169V168H208ZM211 169H212V167H211ZM221 169H222V167H221ZM246 169V170H245ZM12 170V169H11ZM107 170H108V168H107ZM117 170V169H116ZM115 170V171H116ZM129 170V169H128ZM134 170V169H133ZM202 170V169H201ZM201 170L199 169V173L198 174H200L201 173ZM204 170V169H203ZM207 170V169H206ZM216 170H218V169H216ZM97 171H98V169H97ZM105 171V170H104ZM120 171V170H119ZM119 171H116V172H119ZM122 171V170H121ZM153 171V170H152ZM215 171V170H214ZM243 171H241V173L243 172ZM250 171L248 172V174L250 173ZM123 172H124V170H123ZM145 174H146V172H149V171H147L146 170V172L145 171H143ZM153 172H155V170L153 171ZM203 172V171H202ZM237 170H236V173L235 174H237ZM97 173V172H96ZM107 173V172H106ZM127 173V172H126ZM151 173V172H150ZM214 173H216V172H214ZM241 173H240V171H239V175H241ZM244 173V172H243ZM91 174V173H90ZM108 174H111V176H112V172L110 171V173L108 172ZM108 174H107V176H108ZM121 173H119L118 175H120ZM125 174V173H124ZM136 175H137V173H135ZM142 174V173H141ZM147 174H149V173H147ZM153 174V173H152ZM192 174V175H193ZM218 174V173H217ZM224 174V173H223ZM245 174V173H244ZM244 174H242V175H244ZM11 175V174H10ZM89 175V174H88ZM136 175H134L135 176V178H136ZM227 175V174H226ZM246 175V174H245ZM110 176V177H111ZM115 176V175H114ZM123 176V175H122ZM134 176H132L131 178H133ZM139 176H140V174L138 175V177L137 178H139ZM145 176V175H144ZM231 176V175H230ZM11 177V176H10ZM101 177V176H100ZM143 177V176H142ZM146 177V176H145ZM149 178H151V176H148ZM152 177V178H153ZM194 177V176H193ZM232 177V176H231ZM234 177V176H233ZM109 178V177H108ZM107 178V179H108ZM124 178V177H123ZM141 178V177H140ZM201 178V177H200ZM248 178V177H247ZM118 179V178H117ZM145 179V178H144ZM144 179H143V181H144ZM234 179V178H233ZM114 180V179H113ZM121 180V179H120ZM132 180V179H131ZM138 180V179H137ZM139 180H141V179H139ZM146 180V179H145ZM127 181V180H126ZM134 181H136V179L134 180ZM233 181V180H232ZM109 182H111V181H108L107 183H109ZM113 182V181H112ZM138 182V181H137ZM139 182H141V181H139ZM138 182V183H139ZM196 182V183H195ZM238 182V181H237ZM127 183V182H126ZM143 183V184H144ZM148 183H149V181H148ZM211 182H208V184H210ZM238 183H240V182H238ZM133 184V183H132ZM137 184V183H136ZM244 184V183H243ZM243 184H242V186H243ZM212 185V184H211ZM211 185H203L204 186V188H205V186H207L206 187V191H208V190H210V189H208V187H210ZM107 186V185H106ZM111 186H112V184H111ZM120 186H122V185H120ZM119 186V187H120ZM137 185H135V187H136ZM141 186V185H140ZM197 186V187H198ZM202 186V187H203ZM217 186H219V185H217ZM238 186H239V184H238ZM196 187V188H197ZM231 187H233V186H231ZM240 187V186H239ZM238 187V188H239ZM3 188V187H2ZM6 188V187H5ZM4 188V189H5ZM122 188V187H121ZM203 188V189H204ZM211 188V187H210ZM219 188V187H218ZM4 189H2L4 192H5V190ZM7 189V188H6ZM9 189V188H8ZM118 189V188H117ZM135 189V188H134ZM200 189V188H199ZM208 189V190H207ZM228 189H230L229 187H228ZM228 189H226V191L228 190ZM231 189H234V188H231ZM230 189V190H231ZM116 189H114V191H115ZM202 190V189H201ZM229 190V191H230ZM235 190V189H234ZM237 190V189H236ZM235 190V191H236ZM239 190V191H240ZM7 191V190H6ZM114 191H113V193H114ZM200 191V190H199ZM198 191V192H199ZM231 191H233V190H231ZM234 191V192H235ZM112 192V191H111ZM237 192H238V190H237ZM98 193V192H97ZM110 193V192H109ZM209 193V192H208ZM190 194V193H189ZM197 194V193H196ZM195 194V195H196ZM200 194V193H199ZM202 194V196H203V193H201ZM209 194V195H210ZM228 194H229V192H228ZM192 195H193V193H192ZM1 196V195H0ZM201 196V197H202ZM225 196V197H224ZM169 197V198H168ZM204 197V196H203ZM118 198H119V196H118ZM124 198V197H123ZM171 199V200H170ZM204 200L203 202H200L201 204H204V202H206V200L204 199V198H201V199H197L198 201L199 200ZM240 199V198H239ZM241 199H242V196H241ZM180 200V199H179ZM196 200V201H197ZM225 201H226V198L224 199ZM233 200H235L234 198H233ZM182 201V200H181ZM183 201H184V199H183ZM226 201V202H227ZM220 202H221V204H220ZM246 201H245V205H246V203H247ZM185 203V202H184ZM228 203H230V202H228ZM248 203V204H249ZM168 204V203H167ZM191 204V203H190ZM194 204H197V203H195L194 202ZM206 204V203H205ZM242 204V205H241ZM247 204V205H248ZM199 205V202H198V204H197V206ZM200 206H202V205H200ZM215 206V205H214ZM210 207V206H209ZM167 208H169V207H166V208H164L162 211L164 212V210L166 211L167 210ZM235 208V211H231L230 209H234ZM241 208V211L239 210ZM248 208V207H247ZM151 209H153V210H151ZM191 209V208H190ZM244 210H245V208H243ZM126 210V211H127ZM155 210V211H156ZM168 210H171V209H168ZM188 210V209H187ZM192 210H196V209H193L192 208ZM191 210V211H192ZM197 210H196V212H197ZM228 210V211H227ZM175 211V210H174ZM178 212H180L179 210H177ZM240 211V212H239ZM2 212V211H1ZM112 212V211H111ZM157 212V211H156ZM155 212V213H156ZM161 213V215H163L164 213ZM167 212V214H169L170 212H168V211H166ZM189 211H187V213H188ZM246 212V211H245ZM141 213V212H140ZM151 213V212H150ZM153 213H154V211H153ZM153 213H151V215L150 216H152L153 215ZM155 213H154V215H155ZM159 213L160 212H158L157 213V217H158V219L157 220H161L162 219V217L164 216H161V217H159L158 215H159ZM182 213V212H181ZM191 213V212H190ZM198 213V214H199ZM244 213V212H243ZM120 214V213H119ZM143 213H141L140 215H142ZM149 214V213H148ZM172 214H173V212H172ZM171 213H170V215H172ZM191 214H193V212L191 213ZM239 214V215H238ZM121 215V214H120ZM154 215L152 216V217H146V218H144V219H148L149 221H146V222H148V223H150V220L151 221H153V220H155V219H153L154 218ZM166 215V214H165ZM170 215H166L167 217L168 216H170ZM175 215V214H174ZM194 215V214H193ZM201 215V214H200ZM238 215V216H237ZM244 215V214H243ZM124 216V215H123ZM138 216H139V214H138ZM142 216H144V215H142ZM166 216H164V218H166ZM173 216V215H172ZM195 216V215H194ZM196 216H198V215H196ZM233 216H236V217H233ZM246 215H244V217H245ZM122 217V216H121ZM145 217V216H144ZM171 217V216H170ZM187 217H185L186 219H188ZM198 217H200V216H198ZM161 218V219H160ZM138 219V218H137ZM137 219H136V221H137ZM139 219H141V217L139 218ZM138 219V220H139ZM143 219V220H144ZM186 219H184L185 220V222H186ZM194 219V218H193ZM195 219H196V217H195ZM100 220V219H99ZM111 220V219H110ZM119 220V219H118ZM124 220V219H123ZM126 220V219H125ZM142 220V221H143ZM178 220V219H177ZM250 220V221H249ZM90 221V220H89ZM96 221V220H95ZM134 221V220H133ZM135 221V222H136ZM164 224H166V222L168 221H166V220H161ZM243 221H245V222H243ZM77 222V221H76ZM135 222H133V223H135ZM160 222V221H159ZM159 222H158V225H159ZM170 222V221H169ZM230 222H232V224H235V225H232V224H230ZM95 223V222H94ZM137 223L138 224H143V222H141V223H139L138 221H137ZM137 223L135 224V225H137ZM161 223V222H160ZM168 223V222H167ZM174 223V222H173ZM183 223V222H182ZM142 224H141V226H142ZM151 224V223H150ZM153 224V223H152ZM164 224H162V225H164ZM229 224V225H228ZM103 226H104V224H102ZM125 225V224H124ZM131 225H134V224H132L131 223ZM145 225H147V224H145ZM214 225H216V227H214ZM232 225V226H231ZM97 226V225H96ZM141 226H139V227H141ZM151 226V225H150ZM154 226H157L156 225V223L154 224ZM171 226H172V228H171ZM93 227V226H92ZM108 227V226H107ZM131 227V226H130ZM129 227V228H130ZM133 227H135V226H132V228ZM137 227V226H136ZM148 227H149V224H148ZM126 228V226L124 227V229ZM128 228V227H127ZM160 228H161V226H160ZM163 228V227H162ZM105 229V228H104ZM131 229V228H130ZM149 229H152V227L151 228H149ZM149 229H148V231H149ZM96 230H97V228H96ZM105 230H107V229H105ZM114 230V229H113ZM127 230V229H126ZM126 230H125V232H126ZM133 231H129L128 233H127V235H126V237L124 236L125 234L122 232V234L121 235H123L124 236V238H125V244L124 245H121L120 246V243H119V245H117L116 246V248H114V250L112 251V249H111V252H112V254L108 251V248H107V246L106 245H103L100 249H99V256H100V258H105L106 256L107 257H109V256H114V255H119L118 257V259L115 261V264H119L120 262H121V259H123V257H125V261H127L128 260V262L126 263V264H160V263H158V261H159V259H161L162 257H163V260L164 259H168V256L167 257H164V255L162 256V257H159V256H161L160 254H159V256H158V258H155V257H157V255L155 254V252H153L154 254H152L151 255V248L150 247H148V241H147V243H146V241L144 240V237L143 236H145L146 237V234H145V231H143V235H141L139 232V234L140 235H135V231H137L136 230V228H135V230H134V228L132 229ZM156 230V229H155ZM176 230H178L177 232H176ZM181 230V231H180ZM244 231V235L246 236V238H244L243 239V241L241 240V241H238L236 238H234L236 235V232L237 233H240L241 231ZM138 231H139V229H138ZM140 231H142V229H140ZM147 231V232H148ZM203 231H205V232H203ZM94 232V231H93ZM98 232V231H97ZM105 232V231H104ZM108 232V231H107ZM115 232V231H114ZM155 232H157V231H155ZM155 232H152V233H155ZM177 233V235L175 234L174 236H173V234L174 233ZM100 233H103V232H100ZM137 233V232H136ZM137 233V234H138ZM179 233V234H180ZM94 234V233H93ZM104 234V233H103ZM145 234V235H144ZM181 234V235H182ZM235 236H234V235ZM243 234L241 235V236H239V237H241L242 238V236H243ZM121 235H119V236H121ZM153 235V234H152ZM181 235H180V237H181ZM225 235V236H224ZM176 236V237H175ZM111 237V236H110ZM109 237V238H110ZM149 236L147 235V238H148ZM154 237V236H153ZM183 238H184V236H182ZM216 237H218V236H216ZM71 238V237H70ZM108 238V237H107ZM112 238V237H111ZM119 238V237H118ZM121 238V237H120ZM119 238V239H120ZM176 238H178L177 240H176ZM185 238V239H186ZM205 238V239H204ZM210 238L208 237L207 239L208 240H210ZM106 239V238H105ZM113 239L115 240L116 239V241H117V237H113ZM113 239H111L112 241H113ZM213 239V238H212ZM215 239V238H214ZM101 240V239H100ZM107 240V239H106ZM106 240H104V242L106 241ZM110 240V239H109ZM123 240V239H122ZM121 240V241H122ZM151 240V239H150ZM183 240V239H182ZM108 241V240H107ZM119 241V240H118ZM121 241H119V242H121ZM177 241V242H176ZM109 242V241H108ZM114 242V241H113ZM112 242V243H113ZM190 242V241H189ZM206 242V243H205ZM122 243V242H121ZM182 243V242H181ZM217 243V244H216ZM114 244H115V242H114ZM190 244V243H189ZM147 245V247H145V246ZM156 245V247H158ZM177 245V244H176ZM187 245V244H186ZM112 246H114V245H112ZM112 246H111V248H112ZM179 247L181 246L180 244L178 245ZM178 246H176V247H178ZM155 247V248H156ZM158 247V248H159ZM185 246H181V249L180 250H184V249H182V248H184ZM190 247V246H189ZM186 249H189V248H186ZM170 250V252H172ZM178 250H179V248H178ZM177 250V251H178ZM179 250V251H180ZM47 251V250H46ZM156 252H157V250H155ZM168 251H167V253H168ZM179 251H178V253H179ZM186 251V250H185ZM158 252H160V251H158ZM162 252V251H161ZM183 252V251H182ZM181 253V252H180ZM170 254V253H169ZM185 254V255H184ZM174 255L172 256V255H169V256H171L172 258H175L176 259V261L177 260H179V259H177L176 258V256L174 257ZM110 258V257H109ZM171 258V259H172ZM83 259V258H82ZM81 260V259H80ZM163 260H160L159 262H161V261H163ZM174 260V259H173ZM173 260H171V262H173ZM105 262L107 261V259H105L104 260ZM124 261V260H123ZM125 261L123 262V263H125ZM168 261L169 260H167V263H168ZM176 261H175V263H176ZM114 262V261H113ZM79 263L81 264V262L79 261ZM163 263H166V260H164V262ZM163 263H161V264H163ZM184 263H182V264H184ZM106 264H108V263H106ZM169 264H171L170 262H169ZM172 264H174V263H172ZM177 264H179L178 262H177Z\"/></svg>",
	"mask_w": 264,
	"mask_h": 264
}]
</instances>
